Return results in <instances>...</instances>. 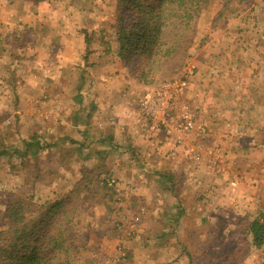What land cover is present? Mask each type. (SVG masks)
<instances>
[{
    "label": "rangeland",
    "instance_id": "rangeland-1",
    "mask_svg": "<svg viewBox=\"0 0 264 264\" xmlns=\"http://www.w3.org/2000/svg\"><path fill=\"white\" fill-rule=\"evenodd\" d=\"M44 1L43 10L50 14L48 23L52 26H48L46 30H50L53 41L45 47L47 62L44 61V65L36 64L35 49L33 51L32 46L26 45L29 36L25 32L32 26L13 22L8 29L0 31V231L5 229L3 211L8 198L23 196L26 202L36 206L38 212L46 203L70 195L75 203V227L82 240L88 221L94 222L95 228L98 225L101 233H118L121 225L117 219L120 203H124L126 198L115 197L106 182L115 179L122 187V181L109 173H96V166L101 164H92L84 156L99 149L96 143L106 134L91 130V133L95 131L91 134L95 143L79 150L74 144L79 138V132L69 123L73 110L81 109V105L84 111L80 116L86 117V111L93 103L90 91L96 88L113 91L117 95L116 100L124 101L128 99L126 94L129 95L130 91L132 96L141 95L162 82L179 78L185 67L190 65L193 67V75L189 94L193 98L197 94L195 105L198 120L210 131L209 136H212L213 141L223 139L222 148L225 153L231 157L241 156L242 160L253 154L243 151L242 147H247L249 143L252 150L261 146L264 133L258 132H264V112L254 113L250 110L255 104L257 110L264 109V31L250 33L252 21L244 15L252 0H209L197 19L196 32L185 64L183 63L184 67L171 76L156 72L152 77L153 81L146 84L137 81L136 60L125 62L116 59L113 29L116 0ZM16 2L17 11H21L23 2ZM217 11L220 14L218 19L215 17ZM78 12L82 14V19L76 21L77 31L83 40L75 52L74 64L61 67L51 29L52 32L58 29L55 22L59 15L76 17ZM211 22L219 28L220 34H212V31L207 33ZM66 26L64 23V29ZM239 28L241 32L238 31ZM7 30L10 33L8 37L5 34ZM85 39L89 41L88 46ZM70 40L73 41L71 38ZM26 47L27 50L21 49ZM60 48V53L63 54L59 55L61 61H69L73 55L72 50H67L66 54L70 55L66 56L62 47ZM135 84H142L147 89L142 92L140 88L134 87ZM78 97L81 98L79 103ZM136 99L137 97L131 100L135 102ZM239 104L245 107L244 111L239 108ZM204 105L207 112L203 111ZM65 120L68 121L67 124L64 123ZM31 136H34L32 140L36 139L42 146L38 147L35 155L19 156L18 153L24 149V142H29ZM79 162L83 172L73 173L74 168L79 167ZM253 169L258 175L264 174V166L259 163L252 168V172ZM91 170L94 172L91 173ZM175 180L174 184L180 189L182 186L179 181L182 180ZM257 180L253 179L254 182ZM260 180L255 183L257 189H254L255 193L250 197L239 194L238 191L233 195L234 200L235 195H239L236 203L230 201L239 205L238 198L242 197V207L245 203L246 207L249 204L253 206L252 209L258 206L257 213L251 209L253 214H250L249 208L247 211L242 208L243 212L250 215L245 218L237 217V222L243 227L251 217L252 220L258 218L264 223V205L261 204L264 196L263 190L259 191L264 181ZM175 192L178 193L177 197L173 196L171 202L179 201L184 206L171 212V224L164 229L166 233L173 235L170 240L173 241L172 244L178 243V247H181L185 256L184 264H264V244L256 248L238 230L240 225L236 228L230 226V229L227 226L224 234L221 233L224 229L222 226L225 225H221L222 231L218 225L216 229L202 224L193 228V223L189 222V207H185L189 206V194L182 195L178 190ZM253 197L255 201L251 204L250 199ZM232 218L234 217L223 221L231 223ZM223 221L218 220L220 223ZM209 228L211 237L215 239L206 243L197 239H204ZM192 229L194 231L191 234ZM217 229L221 236L216 233ZM128 231L131 234V230ZM125 236L128 237L129 234ZM238 247L242 251L237 252ZM249 254L252 255L249 257ZM87 255L84 251L80 257L81 264H86L89 257Z\"/></svg>",
    "mask_w": 264,
    "mask_h": 264
},
{
    "label": "crops",
    "instance_id": "crops-1",
    "mask_svg": "<svg viewBox=\"0 0 264 264\" xmlns=\"http://www.w3.org/2000/svg\"><path fill=\"white\" fill-rule=\"evenodd\" d=\"M14 1L0 0V31L8 29L13 22L15 24L26 23L32 26L25 32L27 37L29 36L26 45L28 47L32 46L31 50L35 49L33 51L36 54V64L44 65V61L47 62L44 52L47 49L45 47L53 42L51 41L50 30L47 29L48 32L46 30L48 26H51V23H48L50 14L48 15V12L43 10V8L45 9V1L16 0L23 2L21 11H17L16 1L14 7H12ZM7 6L11 9L8 10ZM245 12L244 17L246 16L247 19L252 21L250 33L264 31V0H252ZM218 14L219 11L215 14L216 19L219 18ZM81 15L79 12L76 17L59 15L55 22L58 29L56 32H52L51 29V36L55 40L53 45L57 48L59 66L61 67L69 63L74 64L75 52L77 48L79 49L83 40L80 32L77 31L76 25V21L82 19ZM51 22H54V20ZM64 23L67 24L66 29H64ZM61 29L63 30L60 31ZM218 30L219 28L213 26L212 23L211 27H208L207 33L209 34L212 31V34H220ZM238 31H240V28ZM5 34H7V37L10 35L8 30ZM60 47L64 50V54L67 50H72L73 55L71 59H68L69 61H61L59 55L63 54L60 53ZM21 49L27 50L28 48ZM67 55L70 54L67 53ZM134 87L140 88L142 92L147 89L142 84H135ZM89 96L92 98L93 103L89 106L90 109H87L88 114L86 117L80 116L84 111L82 109L83 105H81V109H74L69 118V123L79 132V138L74 141V144L79 147V150H83L92 142L95 143L91 136L95 131L91 133V130L95 129L97 132L101 131L106 134L98 139L96 143L97 146L99 145L100 150L97 148L84 156L92 164H101V166H96V173H109L122 181L120 195L126 200L124 203H120L117 219L121 222V225L118 227L120 230L117 234L101 233L98 230V225H95V228L94 222L90 223L88 221V228L84 229L83 238L88 253L87 256H89L87 257L88 264H184L183 259L185 256L180 250L181 247H178V243L176 245L172 244L173 241L170 240L173 235L166 233V229H164L171 224V212L178 211L184 206L179 201L178 203H172L173 196L177 197L178 194L175 190H178L182 195L189 194V206L185 207H189V222L193 223V228L202 224L211 225L216 229L218 225L221 231L224 227L221 233L224 234L227 226L230 229V226L236 228L237 225H240L238 230L243 233V226L236 219L239 216H241L239 218H245L248 215L245 211L243 212L242 208L247 211L248 208L251 210L253 206L249 204V207H246L247 204L245 203L242 207V197L238 198L237 201L240 204L235 205L234 203H236L239 195H235V200L233 195L239 191V194L249 195L250 197L257 189L254 186L255 183L259 182L260 179L264 181V174L258 175L254 169L252 172V168L257 166L258 163L264 166V157H261L264 156V144L254 150L249 147L250 143L247 147H242L243 151L253 153L250 154L248 159L242 160L241 156L239 158L231 157L222 148L223 139L216 141L218 143L214 142L212 136H209L210 131L203 125L206 132V136L203 138L205 149L212 152V154H203L200 162L187 161L179 154L175 156L169 154L170 144L163 133L151 132L149 138L148 134L142 131L140 111L137 105V99L140 95L132 96V91H130L129 95L126 94L127 100L118 101L116 100L117 95L113 91L101 90L100 87V89L96 88L94 91H90ZM135 97L137 99L134 102L131 99L134 100ZM255 105H252L253 109L250 111L254 113L264 112V109L257 110L258 107H254ZM202 108L204 112H207L206 106ZM239 108L245 110V107L240 104ZM109 120H112V122ZM108 122L111 124L109 125ZM64 123L67 124L68 121L65 120ZM255 132L257 131L255 130ZM258 133L262 134L264 132L259 131ZM261 143H264V138ZM237 151L239 152V150ZM78 164L79 167L74 168L73 173L83 172L81 162ZM92 171L91 173L94 172ZM254 178L258 180L254 182ZM175 179L182 180L179 181L182 186L180 189L174 184ZM232 180L236 181L235 187L229 185ZM261 185L259 191L262 189L264 196V183H261ZM245 198L247 197L245 196ZM254 201V197L250 199L251 204ZM261 204L264 205V200ZM252 210L256 213L259 212L258 206H255ZM252 210L250 214H253ZM135 217L138 218L136 223L133 221ZM229 217H234L231 223L227 220L223 221ZM252 218H248L249 223ZM218 220L223 221V223L218 222ZM221 225L225 226L221 228ZM128 229L131 230V234ZM193 231L194 229L190 233L192 234ZM207 231L208 233L204 239H197L204 240L203 243L215 239L210 235V228ZM216 233L221 236L218 229ZM125 234H129V236L126 237ZM246 237L252 244V237L250 235H246ZM236 250L237 252L242 251L241 247L236 248ZM250 255L252 254H249V257Z\"/></svg>",
    "mask_w": 264,
    "mask_h": 264
},
{
    "label": "trees",
    "instance_id": "trees-1",
    "mask_svg": "<svg viewBox=\"0 0 264 264\" xmlns=\"http://www.w3.org/2000/svg\"><path fill=\"white\" fill-rule=\"evenodd\" d=\"M208 1L116 0V59L136 60V78L143 84L152 82L156 72L175 74L184 67L197 19ZM85 44H89L87 39ZM33 137L24 142L19 156L37 153L42 144ZM73 202L70 195L65 196L37 212L23 196L8 198L3 211L5 229L0 231V264H81L86 245L75 227ZM242 228L256 248L264 244V223L258 218Z\"/></svg>",
    "mask_w": 264,
    "mask_h": 264
},
{
    "label": "built area",
    "instance_id": "built-area-1",
    "mask_svg": "<svg viewBox=\"0 0 264 264\" xmlns=\"http://www.w3.org/2000/svg\"><path fill=\"white\" fill-rule=\"evenodd\" d=\"M192 75L193 67L187 65L179 78L162 82L142 93L137 105L141 129L149 138L151 132L163 133L170 144L168 152L171 156L179 154L184 160L200 162L203 154L210 155L212 152L205 149L203 142L206 132L198 120L195 105L197 94L194 98L189 94ZM106 185L120 199V183L110 179ZM229 185L235 187L236 181H230ZM133 221L138 222V218H133Z\"/></svg>",
    "mask_w": 264,
    "mask_h": 264
}]
</instances>
